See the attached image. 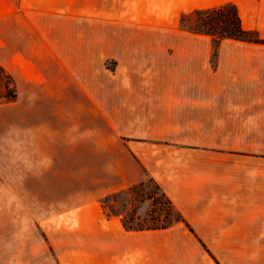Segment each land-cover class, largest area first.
Segmentation results:
<instances>
[{
	"label": "crops",
	"instance_id": "crops-1",
	"mask_svg": "<svg viewBox=\"0 0 264 264\" xmlns=\"http://www.w3.org/2000/svg\"><path fill=\"white\" fill-rule=\"evenodd\" d=\"M229 2L264 40V0H0V118L18 142L27 118L32 166L92 196L73 229L101 264H264V42L125 33ZM147 178L184 222L104 217L99 198Z\"/></svg>",
	"mask_w": 264,
	"mask_h": 264
},
{
	"label": "rangeland",
	"instance_id": "rangeland-1",
	"mask_svg": "<svg viewBox=\"0 0 264 264\" xmlns=\"http://www.w3.org/2000/svg\"><path fill=\"white\" fill-rule=\"evenodd\" d=\"M191 12L180 13L173 21L161 25L150 20V25L125 33L144 36L148 42L205 36L211 39L216 51L215 38L196 33L197 17ZM159 17L154 14V18ZM153 47L160 51L163 46ZM114 63L106 60L103 68L114 70ZM14 93L12 81L0 70V103L11 101ZM11 126L17 124L0 118V149L8 154L0 155V264H101L100 253L93 250L94 238L78 235L73 229L76 226L73 211L92 196L79 183L69 182L65 186L59 175L46 177L38 171L35 157L32 166L27 118L19 126L20 142L16 141ZM130 187L99 198L104 217L118 216L126 225L144 230L159 227L168 220L175 223L177 211L168 204L169 198L153 179ZM86 244L88 247H84Z\"/></svg>",
	"mask_w": 264,
	"mask_h": 264
},
{
	"label": "trees",
	"instance_id": "trees-1",
	"mask_svg": "<svg viewBox=\"0 0 264 264\" xmlns=\"http://www.w3.org/2000/svg\"><path fill=\"white\" fill-rule=\"evenodd\" d=\"M191 13L195 14L197 17L196 33L209 35L212 38H215L217 44L222 39H226V38L236 39L245 42H253V43H257L260 41L258 36L253 31H248L242 28L241 20L237 8L232 3H225L211 8L194 10ZM14 97H15V93L11 95L10 99H13ZM136 185H133L130 188ZM157 187L160 189L158 185ZM162 194L164 193L162 192ZM168 204L172 206L170 199H168ZM174 221L184 222L183 218L178 212ZM122 225L124 229L129 231L144 230V228H135V227L132 228L126 225L125 222L123 221H122ZM170 225H172V222L168 220L159 227L145 228V229H163L169 227Z\"/></svg>",
	"mask_w": 264,
	"mask_h": 264
}]
</instances>
